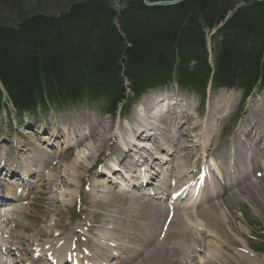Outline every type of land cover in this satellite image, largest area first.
I'll return each mask as SVG.
<instances>
[{"label": "trees", "instance_id": "1", "mask_svg": "<svg viewBox=\"0 0 264 264\" xmlns=\"http://www.w3.org/2000/svg\"><path fill=\"white\" fill-rule=\"evenodd\" d=\"M103 1L73 6L56 18L34 15L22 29L0 28V81L17 109L44 97L60 103L84 95L109 97L114 109L125 94L124 79L135 94L174 73L184 84L204 86L212 73L205 30L238 5V0H186L150 8L144 0H123L118 19L124 42L111 25L112 3ZM242 1L211 40L218 86H264V2Z\"/></svg>", "mask_w": 264, "mask_h": 264}, {"label": "bare ground", "instance_id": "2", "mask_svg": "<svg viewBox=\"0 0 264 264\" xmlns=\"http://www.w3.org/2000/svg\"><path fill=\"white\" fill-rule=\"evenodd\" d=\"M75 1H77V3H74V4L71 3L70 5H68L65 8H69L71 10V8L73 6H76V5L92 6V5H94V3H96L97 0H75ZM106 1L107 2L109 1L110 4L112 3V5H113L112 10H113V12H115L116 17H117V18L115 17V19L111 23L113 30L116 31V33L118 34L120 39H122L124 42H127L126 41L127 38L124 36L122 31L120 30V25H119L120 23H119V19H118L119 13L122 10H124V8H125L124 7L125 4L122 2L123 0H118V1L106 0ZM115 1H116V4L114 3ZM102 2L104 3L103 0H102ZM146 2L147 1L144 0L145 5H146ZM30 17H31V14L25 16V18L22 20V22H21L22 24L20 26L24 27L25 23L30 19ZM20 26L12 27V29H22V27H20ZM0 28L3 29V28H5V26L0 25ZM98 36L99 35H97V37ZM98 44H99V42L97 40L96 47H95L97 50H99ZM128 49H129V45L127 44V50L123 52V55L121 56L122 60L120 59L121 63H123L127 60ZM257 99H258L257 100L258 103L256 104V106L259 108H258V112H256V115H257L256 121L261 122L264 119V104L261 103V101H263V98H262V96H260L258 94ZM148 111H149V115L147 117L138 118L139 120H134L135 121L134 127H131L130 130L125 134V139H124V145L125 146H124V148H128V144L132 143L133 149L136 150V147H135L133 142H137L140 139L142 141V136L140 138H138L136 136V133L141 134L142 131L149 130L148 127L151 126V123H155V121H156V117L154 115L155 113L152 112V110H148ZM146 118H148L147 122H146ZM138 121L144 125H141ZM182 121L183 120H181V119L179 120V124H181V126L178 125V127L174 128V134H171L172 137H170V141H172V142L176 141L177 133L180 131V129H183L186 126V124L183 123ZM83 125H84V122L80 123V124H75L72 128H70V125H68L67 123L65 124V126L64 125L63 126H64V131H66L69 128L72 132H74V131H77L78 129H80L81 126H83ZM154 125L157 126L158 124H153L152 125L153 128H155ZM205 125H206V123H202L201 125H199L198 123L193 124L194 127H199V126L202 127ZM111 127H112V125H111V122H109V121H105L102 124L95 123L94 132H93L92 137L80 139L78 144H77V145L82 146L81 150H83V153L77 152L76 158L73 161H71L70 164H65L63 162L59 163L55 166H53L54 165L53 163L51 164V167H52L51 171L52 172H48V175L44 176L45 178H43V180H42L43 185H45V187H46L45 194L48 196V195L52 194L53 190H57L58 187L61 186L62 191H60L61 193L59 196L63 199L62 203L60 201L53 200L52 201L53 204H55V203L59 204L60 203L63 207L71 206L72 203L74 204V200H75L74 195L65 191V190L66 189L72 190V189L76 188V182L79 181V183L81 184L83 182V177H86L88 174L91 175V173L93 172V169H94L93 167H89L86 170H84L83 166L81 164L83 160H84L83 163H85V159L91 157L90 151H93V150L97 151L103 145H105L108 142H113V145H116V141H115L116 137L115 136H111V137L107 136L110 132ZM262 134L264 136V131H262ZM22 136L24 137V135H22ZM66 137L67 136L62 135V134H58V135L54 136L55 140H61L63 142H67L68 138H66ZM203 138H204V142L202 143V145H204L206 147L208 142H209V139L206 136H204ZM89 141L91 142L90 147H88L86 144V142H89ZM152 143H153V145H155V144H158L159 142L152 141ZM259 143L260 142H257V143L254 142V144H259ZM174 144L172 143V147L170 148V150H174L173 154H180V153L184 152L186 149H188L187 146L181 145L180 140H178V142H174ZM20 145L22 147H24L23 146L24 142H21ZM67 145H69V144H67ZM159 145H161V144H159ZM260 146H259V148H260ZM196 147L199 148V145H196ZM259 148H258V151L256 152V154L258 156H261L263 153L260 151ZM117 149H118V147L116 146L115 150H117ZM146 151H147L146 149H144V150L142 149L141 153L147 154L148 152H146ZM161 153L162 154L158 153L159 157H161V158L164 157L165 159L170 160L163 154V153H165L163 151V149L161 150ZM101 155L102 154H100V156ZM170 157H172L171 160H175L176 156L171 155ZM119 158L122 159V160H119V162L121 164H124V162L126 164L127 156L123 157L121 155ZM150 162H151V164L156 165L155 164L156 161L152 157H151ZM212 165L214 166L215 164L212 163ZM6 167H8V165H6ZM185 168H186L185 162L181 161V164L178 165L177 170H176V174L178 175V179L181 176V174ZM82 169L84 170V173L80 175V172ZM61 170H62L61 173L63 174V177L58 176V173ZM16 172H18V171H16ZM257 172H259V171H257ZM90 175H89V177L92 179L93 175L92 176H90ZM95 187H98V185L94 183L93 188H95ZM80 188H81V186H79V190H80ZM101 192H103V191H101ZM101 192L99 191L97 193H101ZM244 194L247 195L249 199L251 198L250 203L252 205L250 204V206H251V210H252L253 214L257 218L261 219L260 215H263V211H264V177L262 178V176H261L260 179H256L254 182H249V184H244V187H240L239 189L236 188V191L232 192L229 198L230 199L231 198H233V199L239 198V197L243 196ZM220 198H222V199L216 203L214 201H209L204 206V208L201 210L200 216H199V218L203 219V223L205 222L206 224H213V226L206 225L208 232L204 231V232L209 233L210 247L212 248V250H214V249L221 250L222 249L221 245H226L229 249L232 250V252L234 250L232 255H228L227 258H224L225 264H264L263 261H260L257 258H251L249 256H244L237 251V248L241 246V242L239 241V239L236 238V236H233V234L230 231V228H231L230 225L235 222L234 221L235 219L231 213H228V216H225L223 210L221 209V206L224 205V200L225 199L227 200V198H226V196H222ZM31 205L32 204H27V205L21 204L18 207L17 211L15 212L16 215L12 216L11 219H9V216L8 217H0V248L1 247L4 248V247L8 246L9 243L13 242L14 246L16 247V245H17V247H18V248L16 247L15 251L16 252L19 251L18 249H19V245L21 244V241L25 240L24 233L30 232L31 228L34 229L33 228L34 226H35V228H37V224L34 225V224L29 223V221H28L29 218L32 217V215H30L31 214L30 213ZM61 205H59V206H61ZM219 207H220V209H219ZM179 210H180V208H177V212ZM153 212H155V210H153ZM155 213H157V212H155ZM48 214L51 215V212H49ZM36 215H38V213H36ZM228 217L232 223L228 220ZM193 218H195L194 215H193ZM208 220H210L211 223H208L207 222ZM164 225H165V223H164ZM189 225L192 227V224H190L187 221H180L179 222V226L177 227V231L180 232V234L178 236L179 239L184 236L186 230L189 229ZM201 226H202V224L198 223L197 227H201ZM51 227L54 228V225H51ZM171 227H172V225L168 226L166 238H169V235L172 232V230H170ZM18 228H19V231H16ZM47 228H50V226L48 225ZM99 228L106 229L103 225L99 226ZM243 231H244L243 229L240 230V232H243ZM123 233L126 234V232H123ZM80 235H81V237H83L82 234H80ZM168 240L169 239H165L164 241L160 242V245L162 248L165 245H167V248L165 251L160 252V253H162V255L159 256L160 260L157 259L156 260L157 262L155 264H172V262H174L173 260L175 259V257L171 256V254L173 253L172 252V246L170 244V241H168ZM49 243H47V244H49ZM56 244H57L58 249L55 250L54 248H51V247H47V248L44 247V249L46 248L44 251H46V253H49V254L53 253L54 256H56V257L58 255L61 258L62 257L61 255H63L66 252L65 248L68 247V240L67 239L62 240V241L56 240ZM233 245H235V247ZM53 247H55V246H53ZM1 250L2 249H0V251ZM247 250L251 251L250 248H246V251ZM61 251H62V253H60ZM58 253H60V254H58ZM165 256H168L169 259L167 260L166 258H164ZM56 257H53L51 259L55 260ZM5 258L11 259L9 257H5ZM5 258L0 255V264H4V262H5L4 260H6ZM108 259L104 260L106 264H108L110 261V260L107 261ZM139 259H140V263H137V264H151V262H150L151 258L150 259H144V258H142V255H139ZM130 264H132V263H130ZM213 264H217V262H215Z\"/></svg>", "mask_w": 264, "mask_h": 264}, {"label": "rangeland", "instance_id": "3", "mask_svg": "<svg viewBox=\"0 0 264 264\" xmlns=\"http://www.w3.org/2000/svg\"><path fill=\"white\" fill-rule=\"evenodd\" d=\"M116 1L114 2L115 4H116ZM71 3L72 4L77 3V1L75 0H0V25L5 26V28L6 27L12 28V27L20 26L25 16L31 13H34L35 15H45V16H50V17H52V15H59L64 11L65 7H67ZM240 6H243V5L241 4ZM182 95H184L183 96L184 98L186 97V93ZM213 96L214 98L212 101L217 102L218 95L214 93ZM212 101L210 100L209 103H213ZM252 104H253V101H252ZM214 108H215V105L212 104V109ZM74 109L77 112L76 115L73 116L75 119H78L77 117L86 111L90 112L92 110V112L95 111L97 113H100L101 111H103L104 113V110L102 109L101 106L90 105V104H84V105L78 104L76 105V108L70 106L67 108V112L70 114L72 113ZM61 114L63 113L61 112L58 115H61ZM52 115L53 114L51 112L50 116ZM105 118L106 120H109L113 122L114 124L118 123V121L114 120L115 118H112L109 116ZM214 121L215 120H213V118H212V121L208 119L207 123H208V126H210L212 122V125L210 128H213L212 131H215V134H214L215 136L216 135H218V137H220V135L225 136L227 135L226 133L230 132L229 130L232 127L233 121L228 122L223 119L222 121L216 124L214 123ZM198 129H196V134L198 133L197 131H199ZM189 131L188 129L183 130L185 134L190 136ZM183 142L185 144L186 139H184ZM224 144H225V140H224ZM90 145H91V142L87 143L88 147H90ZM109 145L110 143H107L105 147ZM217 146H219V144H217ZM215 149H213L212 153L210 152L212 155L211 156L212 158H215L217 155ZM101 150H102V147L97 151L95 150L90 151L91 157L86 158L85 163H83L84 160L81 163L84 170H86L89 167H93L96 164V162L100 158L99 154ZM75 151L76 150L72 151L68 156L66 155L67 157L65 156L64 158H59L58 161H56V163H58L59 161H62V162L64 161L63 163L70 164V162L76 158V154H75L76 152L83 153V150L81 149L76 152ZM192 162H193V159H190V158L186 159V163L188 164V166H191ZM83 169L81 170L80 175L84 173ZM61 172L62 170L58 173L59 177H63V174ZM79 185L80 183L78 181L76 182V188L69 191L73 193L74 195H76V197L79 196L78 192H80L81 194L83 193L82 186L80 190H78ZM61 189L62 187L59 186L57 190H61ZM41 191H44V190H41ZM50 196L51 194L46 197L41 196V195L37 197V199L33 202V205H32V212L34 213L31 214L32 217L29 218L28 220L29 223L31 224H34V225L37 224V228H35V226L33 227L34 229L31 228V233L38 235V237H40L41 239H43L45 236L44 234L45 231H43V229L46 227L47 220H49V223H50V219L53 216H55L53 212H54V209H56V206L51 204ZM227 196H230V195L228 194ZM118 197L119 196H117L114 193L108 196L110 204L107 203L105 205V207H107L108 209H104V207L100 204V202H98V205L102 207L105 211H109V210H113V212L115 211V215L118 214L123 219V222L121 224L122 229L124 230L129 229V231L134 232L135 233L134 237L136 238L137 241L143 242L148 239V233H146V231H148L149 226L152 227L153 225L154 228L155 226L161 227L163 223V219L159 217H154L155 220L151 221L150 216H151L152 211L149 210V208H144L143 206L141 207V209L135 210V208H137L138 206L137 200H133L132 202H129L127 199H122ZM42 199L44 200L42 201ZM250 200L251 198L249 199L248 196L245 194L241 196V198H235V199L231 198L230 199L228 197L227 200L226 199L224 200V205L221 206V209L223 210L225 216H228V213H231L235 219L234 220L235 222L232 223L228 217V220L232 223L230 225L231 228L229 227L232 234L236 235L240 233L238 232L239 230L243 229L247 234L248 233L254 234V232L257 231V233L252 236L264 237V221H263L264 211H263V215H260L261 219L257 218L253 214L250 208V204H251ZM39 206H41V208H38ZM200 211L201 210H197L193 214L195 218L191 216L189 217L188 220H185L189 222L190 224H192V227L189 225V229L186 230L184 236L181 237L180 239L178 238L180 232L177 231L176 225H174V228L171 234L169 235V238H166L167 235L165 234V237L163 238L162 241H164L165 239H169L168 241H170V244L172 246V252H173L171 256L175 257V259L173 260L174 262H172V264H213L217 262L218 260H220L221 258H222V261L218 263L225 264L224 258H227L228 255H232V250L229 249L228 247H224V245H221V248H222L221 250L219 249L212 250V248L210 247V238H209V233H207L208 229L206 225L213 226V224H206L205 222L203 223V219L199 218ZM49 212L53 213L50 218L48 217ZM134 212H138L139 218H133ZM36 213H38V215H36ZM130 219H133V221L131 222L126 221ZM57 222L59 224L58 227L61 228L62 226H67L70 223V220H68V217L66 214L63 219H57ZM207 222L211 223L210 220H208ZM198 223H201L202 226L197 227ZM204 231H207V232H204ZM244 239L248 241L246 236ZM131 245L133 246V244ZM251 245L258 246L256 242H252ZM166 248H167V245L163 246L162 248L160 243L156 242L155 244H153V246L148 251L145 252L144 257L142 258L144 259L151 258L150 259L151 264H155L157 262L156 261L157 259L160 260L159 256L162 255V253L160 252L165 251ZM164 258H166L167 260L169 259L168 256H165ZM137 263H140V259H137V262L135 264Z\"/></svg>", "mask_w": 264, "mask_h": 264}, {"label": "water", "instance_id": "4", "mask_svg": "<svg viewBox=\"0 0 264 264\" xmlns=\"http://www.w3.org/2000/svg\"><path fill=\"white\" fill-rule=\"evenodd\" d=\"M186 0H173V1H170V2H167V3H163V2H159V3H152V4H149L146 2V4L150 7H154V6H174V5H177V4H180L182 2H184ZM256 1H264V0H256Z\"/></svg>", "mask_w": 264, "mask_h": 264}]
</instances>
